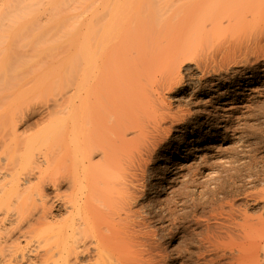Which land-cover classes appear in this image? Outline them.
I'll return each mask as SVG.
<instances>
[{
	"label": "bare ground",
	"instance_id": "bare-ground-1",
	"mask_svg": "<svg viewBox=\"0 0 264 264\" xmlns=\"http://www.w3.org/2000/svg\"><path fill=\"white\" fill-rule=\"evenodd\" d=\"M0 1L5 4L3 6L0 2L6 9L3 7L0 9V56L2 55L0 58V79L2 78L3 80L6 74H10L17 75V77L12 76L17 81L18 75H20L19 82L22 83H18L17 85L16 82L15 86L17 85V87L15 88L19 86V89L13 90V87L11 88L13 90L12 92H10V89L6 94H4L5 92H2L3 94L0 93V97L1 94L8 97L7 100L1 97L5 101L0 100L5 102V104L3 102L2 104L0 103V127H2V131H0V149H10L8 150V155H5L6 152L2 153L0 150L4 154L3 158L7 157L6 163L3 162L4 164H2L3 166L0 162V172L4 175L1 177L5 181L4 177L10 176V179L7 178L6 182L2 183L3 185L0 184V264H83L79 259L80 255L83 257V254H86V256L88 254L94 255L91 258L93 261L90 262L91 264H104L105 262L107 264L108 261V264H124L125 261H128L126 260L127 258L125 259L124 257L125 261L123 262L120 260L115 262L113 260L117 257L114 256V258L109 252L115 249L117 250L119 244H121L120 242H122L120 240L122 234H120V227L130 228L133 223L131 221V216L134 214L132 208L139 203H134L136 186L138 185L136 183L138 180L136 179L138 175L136 171H139L143 164H147L148 158L146 155L148 156L149 154H145V152L151 151V146L148 145L153 142L156 136L153 138L152 134L154 133L151 134L152 136L149 133L154 131L155 134H160L166 130L168 132L171 131L169 126L168 128L166 127L167 125L164 124V126L158 122L162 116L157 121L158 124L154 122L156 121V113L166 115L168 112L170 117L167 114L166 118H164H171L170 125L173 120H177V123L181 122V124L184 122V118H182L184 115L181 116V113L180 117L171 109L169 111L162 109L165 104L161 105L163 103L161 102V98H164V91L171 92L179 84H182L183 75H181V70L184 65L199 60V56H197V59L193 54L195 52L193 51L195 48H192L194 41L189 42L192 41V35L196 37L198 35L197 33H199L202 37L204 35L206 36L208 32L207 38L208 36L214 38L221 32L230 34V40H227V43L223 45L222 49H214L215 52L212 51L205 57L199 54L201 55V64L198 61L195 63V66L197 65L196 67L200 70H207L204 72L208 73L221 70L224 64L227 66L230 63L236 64L239 59L236 60L238 54L244 56L243 58L245 59L246 54H251L250 52L256 54L257 49H259V52H263L260 47L263 48L264 46V44L261 45L264 42L262 40L264 39V29H262L264 28V24L261 25L262 28L258 24L259 30L262 29L259 32L257 28L259 33L254 31L258 27L257 24H254L256 26H254L255 29L252 28L251 24H253L252 22L255 23L258 14L257 20H260L261 24L262 19L260 17L264 16L261 15L264 13V0H197L196 2L199 3L198 8L206 9V7H209L208 9L211 12L208 16L211 17L207 18L205 16L207 20H200L202 22H198L199 25L198 23L197 25L194 23L196 29L193 23H190L191 21H184L186 17L183 14L186 16L187 11L180 14L182 19L184 17L182 21H179L181 18L178 17V19L175 17V21L177 19L178 21L170 23V20L166 19L168 17L165 16L166 13L164 14L166 18L162 16L160 17L163 18L162 21L160 18L158 19L159 23L158 20L154 21L155 13H149L152 10L147 11L149 15L151 14L150 17L146 13V16L149 18H143L141 12L146 9L142 8L141 11L140 7L138 9L134 8V5L129 4L131 0H83L84 2H80L81 0H71L74 5L78 1L82 5L89 1L87 7H85L86 5L84 6L88 10V16L84 17L82 14L85 12L84 14L87 15L86 11L80 8L83 12L80 13L81 11H77L76 15L73 16L74 19L72 22L68 21L71 22V28L67 27V31L71 29L70 36L68 37L62 34L65 32L61 31V35L58 36L63 38L64 36L62 37V35H65L69 39L66 38L64 42L58 38L64 43L65 48L61 46V43L60 46L63 49L57 45L58 48L60 47L59 50L56 46L57 43H53V40L56 42L59 40H55L56 38L49 39L52 36L55 37L54 35H49V38L46 37L47 35H44L46 30H41V32H44H42V35L45 36L43 38L40 34L34 35L37 34L35 33L36 31L38 32L42 28L38 27L36 29L33 27L36 24L42 25L38 19L35 20L39 23L34 25L27 22L29 24L28 27L32 25L31 28L33 27V29L31 30L36 29L33 31L34 34L32 36L31 34L30 36L28 35L29 37L26 35L27 38L32 37V40H26L25 35L20 34V32L24 31L25 23L24 25L22 23L21 27L18 25L20 29L13 28L19 23L18 20H23V17L28 13H25L24 0H17L20 7H22V11L18 6L20 10L17 9L14 4L9 3V8L6 4L7 2H4L5 0ZM11 1L13 3V0ZM52 1L48 4L49 6H51ZM56 1L54 0L55 3ZM60 1L67 3L66 0H59L56 3V5L59 4V8L62 6L60 5ZM71 1L68 0V3ZM191 1H185L187 2V6L195 3L192 2L189 4ZM135 2L143 3L144 5L145 3L148 4L146 0H141L140 2L136 0ZM79 3L77 7L81 5ZM154 3L156 4L155 0ZM241 3L242 5H240ZM71 4L69 5L71 6ZM150 4L152 5L153 3ZM246 4H249L250 8L245 13L244 6ZM15 5H18V3ZM82 5L80 7H83ZM147 6L149 7V5ZM179 6L177 9L183 10L182 4L180 6L181 8ZM54 7L56 8L58 6L54 5ZM64 7L66 9V6ZM132 7L134 12L132 11ZM195 7H197V4ZM27 9L29 10V7ZM12 10L14 11L13 13L11 12ZM138 10H140V14H138L140 19L137 18L138 12L136 11ZM62 12L59 13L61 14ZM131 12L135 13L137 17H134L135 14L133 15ZM198 12L200 13V11ZM247 12L252 16L254 21L251 22L252 19L250 21L247 20L249 16L246 15ZM31 13L30 11L29 14L31 15ZM64 13L62 14L64 15ZM66 13L68 14V12ZM192 13L191 11V16L194 14ZM16 14L17 16H15ZM80 14L84 18H81ZM32 16L35 18L36 15ZM52 16L53 14H51ZM151 16L152 18L154 17L153 20ZM26 18L27 16L23 22L26 21ZM31 18L29 19L31 20ZM38 18L40 17L38 16ZM56 18L55 20L57 22L61 20L59 16ZM201 18L199 15V19ZM174 19L171 21L173 22ZM5 20L8 22L6 23ZM66 20L63 21L65 22ZM63 21H59L61 22V26L58 24L56 27V25H53L54 23H50L47 26L48 28L45 29L54 28L56 30L58 28L56 31H60V29L66 30ZM3 22L5 25L9 24V22H12V24L16 22L17 24L15 23L13 26L9 24L13 28V31H10V27L7 25L9 28L5 29L8 33L2 29L4 26V24L1 26ZM162 22L166 23V26ZM158 23L163 26L158 25ZM45 24L47 25V21ZM207 24L208 28H206ZM19 30L20 32H18ZM55 30L52 33L57 35ZM67 31L66 33L69 32ZM17 33L20 36L24 35L25 38L23 39L25 40L21 39L22 36L17 37L19 36ZM217 33L219 34L216 35ZM237 33L239 35H235ZM227 37L226 39H228ZM197 38L199 39V36ZM20 41V44H16ZM56 48L57 50H55ZM61 50H65L64 55L65 53L67 55L57 60L55 56H57L58 51L62 53L63 51ZM54 51L56 53L53 58L56 61L51 57ZM23 55L33 59V61H30L31 64L27 62V65L25 61L28 57L26 59L24 57L23 59ZM48 56L52 59H49L50 57L48 58ZM45 58L51 61L47 62ZM16 59H18V64L13 63ZM12 60L14 61L11 63ZM44 61L47 64H42L45 63ZM66 61L69 63V68H64L66 65L64 62ZM248 63L250 64V62ZM62 64H65L64 67ZM230 67L232 66L230 65ZM11 69L14 71L13 74H11ZM8 71L11 73H8ZM9 77L12 78L7 75V78ZM33 78H38V82L34 81L33 85H30V81ZM5 80H3L4 83ZM13 83L15 82L13 81ZM13 83L12 85H14ZM226 83L224 85L227 88L230 87ZM209 86L210 88L208 90L214 91L211 89L214 85ZM227 88L225 92L217 95L223 97L228 95L229 91H227ZM32 92H38L45 96L36 104L29 103L33 99L32 96H29L33 95ZM26 94L31 98L30 101ZM24 95L26 98H23L25 97ZM24 99L29 102H26ZM33 100V102H36V99ZM159 104L161 105L160 113L157 112L160 109ZM166 107L168 106L166 105ZM169 107L171 108V106ZM171 111L172 113H170ZM43 114H46L44 116L53 114L52 116L55 118L53 121L50 116V119H47L50 123L48 121V124L46 122L42 124L44 126L43 131L40 129L41 127L38 130H41V135L36 131L33 132V136L23 137L20 132L18 133L19 127L23 128V130H31L33 129L32 127L39 126L43 120L41 119L40 122H37L39 120L37 118ZM165 119L162 120V123L163 121L167 123ZM152 124L154 127H152L153 130L149 128ZM23 130L22 134L24 135L26 131ZM168 132L165 134L167 135ZM28 134L32 133L29 132ZM161 135H157L159 138L156 137L162 139ZM166 135L163 134L164 139L167 137ZM150 136L151 139L153 138L151 143ZM38 143L39 146H43L38 150L40 154L42 152L41 157L44 160V163L43 161L42 163L45 164L43 168L41 167L43 165L40 163L41 159H38L40 155L35 154L37 149L34 146ZM40 143L47 144L44 146ZM151 154L154 153L151 152ZM144 168L143 172H145ZM31 178H35L36 181L31 183L33 181H31ZM139 179H142V177ZM141 182H139V185ZM49 187L54 189L53 196H49L46 192V189ZM137 192L139 191L137 190ZM136 197L138 198L140 196ZM61 209L65 210L68 215L66 218H61V216V221H58L60 219H57L58 217L56 218L57 215L54 214V211H60ZM244 214L246 217L247 214ZM135 215L138 214L135 213ZM245 217L243 222L246 221L247 223V217ZM137 222L135 221L134 223ZM243 222L242 224L244 226ZM7 223L11 224L12 227H7ZM95 227H97V232H95ZM103 227H106L107 232L105 230H103L105 232H101ZM131 236L129 234V237ZM132 240L133 238L131 239L133 243ZM33 245L34 248H32ZM235 246L237 250V245ZM107 254H110L112 258L107 257ZM238 257L242 258L243 255L239 254L237 255ZM124 259L122 256L121 260ZM128 262L130 264L132 263L131 261Z\"/></svg>",
	"mask_w": 264,
	"mask_h": 264
},
{
	"label": "rangeland",
	"instance_id": "rangeland-1",
	"mask_svg": "<svg viewBox=\"0 0 264 264\" xmlns=\"http://www.w3.org/2000/svg\"><path fill=\"white\" fill-rule=\"evenodd\" d=\"M14 1L15 0H13V3L11 0L10 2L9 0H5L4 2H7L6 4L8 5V7H9V3L14 4V6L16 7L17 6L20 7L19 2L16 0L14 3ZM36 1L37 0H24L23 2L25 3L24 4L25 13L28 12L26 14L27 18L28 17L33 18L32 15H36L35 18L33 19L31 18L32 22L29 18L28 19L26 18V21L23 22L26 16L23 17L24 18L23 20L18 18L19 19L18 24L15 22L17 26L19 25L20 27L22 23L23 25L25 23L24 25L25 27L23 26L24 31L22 32H20V30L18 31L20 32V34H24L25 37L26 35L30 36V34L32 36V34H34L33 31L38 29V27L39 28L42 27L38 30V32L39 31L40 32L38 33L36 31L35 33L37 34H34V35H39V34L42 35L44 32L42 31L43 32L42 33L41 30L44 29V31L46 30L44 34L45 36L47 35L46 37H48L49 35L55 36V37L52 36V38L48 37L50 40H52L53 38L54 39L56 38L55 40L61 39L62 41L65 42L66 41L65 39L70 36L69 33L71 30V29L68 30L69 31L68 32L67 29L71 28L70 23L74 19L73 16L76 15L77 11L80 12L81 11L80 8H81L83 11H86V14H87L85 15L84 14L85 12H84L82 15L84 17L88 16V10L84 8L85 5H86L85 7H87V3L89 2V1L86 2L87 0L85 1L86 2L85 4L83 3V5L79 3L80 0L75 5L72 3L74 0L73 1L69 0L71 1L69 3H68V0H66L68 5L72 3L71 6L69 5V7L66 2L63 3V1H60V5H62L60 6V8H59V4L56 5V3L59 2V0H57L56 3L54 2V0L53 1L52 0H38L37 2ZM51 1H52V4L51 6H49L48 4L51 3ZM82 1L83 0H81L80 2ZM122 1H125V0H122ZM135 1L131 0V3L129 2V4L134 5V8H137V9L140 7L141 11H142V8L146 9L145 10L146 12L145 11L141 12V16L143 15L142 16L143 18L144 17L149 18L152 13H155L156 16H154V14L153 16L155 18L157 17L158 18L155 19L153 17L154 21L158 20L160 17L164 16V14L167 13L165 16H168V17L166 18L164 16V18H166L167 20L169 19L170 23L177 22L179 18H181L179 19V21H182L184 17H186L184 21L186 20L188 22L191 21L190 23L191 24L193 23L194 28H195L198 22L200 23L204 20H207L205 16H207V18L211 17V16H208V14L211 12L210 9H208L209 7L208 8L206 7V9L202 8L203 10L198 8L199 3L196 2L197 0H194V1L192 0L191 2H189V4H191L192 2H195L197 4V7H195L196 6L195 3L191 4L193 5L192 9H191V5L187 6V2H185L186 0H176V1L175 0L174 1L155 0L156 4L154 3V0H146L148 4L145 3V5L142 3L143 1L141 2L143 5ZM138 1L140 2L141 0H138ZM1 3L3 4V2ZM1 3H0V9L5 5L3 4L2 6ZM16 3H18V5H15ZM33 3H35V5H33ZM78 3L81 4L83 7H80L81 5L77 7ZM150 3H153L152 4L153 6ZM63 4L64 6H66V9L63 6ZM181 4L183 7V10L177 9V7L179 5L181 6ZM54 5L58 7L55 8ZM73 5L75 9L73 8ZM147 5H149V7ZM240 5H242V3ZM180 6L179 8H181ZM18 7L17 9H19ZM28 7H29V10L32 12L31 15L29 14L30 11L27 9ZM238 7H241V6H238ZM3 8L5 9V7ZM61 8L64 10L65 13L68 12V14L67 13L65 14L64 12H62L63 10ZM83 8L86 10H84ZM195 8H196V11L194 12ZM244 8L243 9L246 13V10H249L250 8L249 4H246ZM12 9L17 10L15 8H12ZM20 9L22 11V7H20ZM56 9L57 10L59 9V10L57 11ZM50 10H51V13H50ZM140 10L136 11L138 12L137 15L140 14L139 13ZM148 10H152V12L149 11V13H151L150 15L147 12ZM189 10H191L195 15L192 13L193 15L191 16V11ZM83 11H81L80 13H82ZM132 11L134 12L133 7H132ZM186 11L188 13H186L187 14L186 16L185 14H183L184 17L182 19V16L180 14H182L183 12L185 13ZM198 11H200V13ZM11 12L13 13L14 11L12 10ZM59 12L64 13V15L61 13L63 15L62 16ZM197 12L198 14L196 15ZM23 13H24V10H23ZM146 13L147 15H149V17L146 16ZM51 14H53L54 17L53 16L51 17ZM134 14L135 13H133V15ZM66 15L69 17H67ZM82 15L80 14L81 18H84ZM135 15L134 17H137V15L136 16ZM199 15H200V18L202 17L201 19H199ZM246 15L248 16L249 13L247 12ZM258 15L256 17V20L258 19ZM261 15H264V13ZM15 16H17V14ZM38 16L40 18H38ZM55 16L56 17L59 16V19L61 18L62 21L67 19L65 22L63 21L64 23L63 25L66 27L65 28L66 30L64 29L61 30L60 29L61 27H60L59 28L60 31H56L58 28H56V30L53 28L55 25L57 27L58 24L61 26V22H59L61 20H58L57 22V20H55L56 18ZM171 16L173 17L172 19H174L175 17L177 18L179 17V18L177 19V21H175L176 19L175 18L174 21L172 22ZM187 16H189V18H187ZM21 18H22V15H21ZM137 18L140 19L139 15ZM153 18L151 16L152 20ZM247 18H248L247 20L250 21V19H252V16L249 15ZM260 18L262 19L261 24H260V20L259 21L257 20L258 23L256 22V20H255V23L252 22L254 21L253 19L251 20V22L253 23L251 24L253 29H255L256 27L254 24H257V26L259 24L260 28H262L261 25L264 24V20H263L264 16ZM35 19L36 20L38 19V21H41L42 25L36 24L39 22H37ZM50 19H52L53 22L50 21ZM160 19L161 21L163 20V18H160ZM21 20L22 22L20 23ZM167 20H166V23H167ZM5 21L6 23L8 22L7 20ZM46 21H47V25L45 24ZM68 21H71V22H68ZM27 22L31 23L32 25L36 24L35 26H33L36 29L31 30L33 29V27L31 28L32 25L28 27L29 24ZM66 22H68L69 24ZM50 23H54L53 24L54 26L52 25L53 27L51 26V28H53L57 32V35L52 33L54 32L53 29H48L51 31H48L47 29H45V28H48L47 26ZM159 23L158 25L160 26L162 24L163 25L166 24L163 22L162 24H159ZM194 23H196V25ZM3 24L4 26H7L9 24L13 26L12 22L11 23L9 22V24L7 25H5V23L3 22L1 26H3ZM10 25L9 27L11 29L8 26L7 27L3 26V28L2 27L1 28L4 29L5 31L7 28H9L10 31H13L12 30L13 28L20 29L19 26L17 27L15 25V27L12 28ZM63 25H62V28H63ZM259 26L256 27L254 31H257V28L259 32H261V30L264 29L262 28L261 30H259L260 29ZM206 28H208V24ZM249 30L251 29L249 28ZM28 31L29 33H27ZM61 31L65 32L62 34H65L68 37L65 35H62V37L64 36L63 38H61V36H58V35H61ZM66 31L68 33H66ZM207 33H206V36L202 34L205 37L204 36L201 37L200 36L201 34L199 35V33H197L198 35L195 34L196 37L192 35V41H189V42L194 41L192 44L193 45L192 48L193 49L195 48L193 50L195 52L193 54L196 57L199 56V60H198L199 62L195 61L191 63H186L183 69L181 70V75H183L182 84H179L176 88L171 90V92L170 91L163 92L164 94L163 96L165 99L161 98L162 101L161 100L160 101L163 102L161 103V105H164V104L165 105H164V108L162 109H165L166 111H169L171 109L173 112H175L179 116L181 113L182 114L181 116L184 115L182 118H184L185 123L183 122L181 124L180 121H178L180 123H177V120H173L174 122L171 121V125H170L171 118H169L170 116L168 112L166 113V115L168 114L169 117L165 119L166 115L163 113L161 114L159 112L161 111V105L159 104L160 109L157 110V112H159L160 114L156 113L157 114L155 115L156 121L154 122H157L158 120H160L159 118L160 116H162L160 120L161 122L160 121L158 122L162 125L164 124L167 125L166 127L169 126L171 131L168 132L166 130L164 133H160V134H155L154 131L149 133L150 135L154 133L152 134L153 138L155 135L157 136V135L162 134L161 135L162 139H158L159 136H157L158 138L155 136V138L157 139L152 138L153 139V142H152V139H151L152 135L149 137L151 140L150 143L152 142L154 144L152 143L149 144L148 146H151V149L150 147L148 148L151 151H149V149L147 148L149 152L147 153L145 152V154H149L148 155L149 157L146 155V157L148 158L147 160L148 165L145 163L139 169V171L138 170L136 171V173L138 174V175L136 174L138 177V178L136 177V179H138L139 181L137 180L136 182L138 185L136 184L137 189L135 192H136V196H140V197H138L139 198L138 199L135 196L134 203H138V202L139 203L136 205L133 204L134 206L132 209L134 211V214H132L131 216V221L133 223L135 221L136 222L139 221V222L134 223L136 225L132 223L134 226L131 224L130 228L120 227V231H121L120 234L122 233L121 238H120L122 242L120 243L122 245L119 244L118 247L120 249L117 248V250L115 249L109 252L113 257L114 256L117 257V258L114 257L115 260L113 261L115 262H117V260L118 261L120 260L123 262L127 258L126 260L131 261L133 264H264V50H263L264 46L263 48L260 47L261 51L263 52H259V49H257L258 50V51L256 50L257 53L254 52L256 54H253V52H250L252 55L246 54L245 59L243 58L244 56H242L241 54H238L236 57V60L238 58L240 60L241 59L243 60H241L240 62V60L238 59L239 61L237 60V63H236L237 65L235 63L233 64L230 63L228 66L224 64L223 66L224 69L222 68L219 71L217 70L216 72L208 73V72H204L207 70H202V69L200 70L199 68H197L196 67L197 65L195 66V63L198 62L201 64L200 62L201 55L202 56L204 55L205 57L206 55H209L208 53H211L212 51H214V49L216 50L218 48L222 49L223 45L227 43V40H230V37H229L230 34L228 35V33L221 32L220 33L221 36H219L220 34L217 33L216 35L218 34L219 35L215 37L216 38L219 37V38L215 40L216 39L215 37L212 38L208 36L207 38ZM20 34H18L19 36L17 37L22 36L21 37L22 40H25V39L32 40V37L25 38L24 35L20 36ZM44 35H42V38L45 37ZM235 35H239V34L237 33ZM197 36H199V39L197 38ZM226 37L228 39H226ZM204 38L206 41L204 40ZM262 40L264 41V39ZM54 42L55 44L57 43L56 46L57 45L60 46V44L62 43L61 46H63L64 48V45H63L64 43L61 42L60 40L57 42L53 40V43ZM20 43L21 41L16 44H20ZM263 44L264 42L261 43V45ZM60 47L58 48V50L60 49ZM57 48L55 50H57ZM64 51L62 53H59L58 51L57 52L58 57L55 56L56 52L54 51V54L51 57L53 58V56H55V58L58 60L60 59V57H64L65 55H67L66 53L64 55ZM1 57L2 55L0 56V58ZM24 57L25 59L26 57H28L25 61L26 63L27 62L30 63L31 60L33 61V59H31L29 56L23 55V59ZM49 57L50 56H48V58ZM51 57L49 59H52ZM45 59L47 62L51 61V60H47V58ZM56 59H54V61H56ZM202 59L204 58L202 57ZM247 60L248 62H250V64L247 62ZM13 61L14 60H12L11 63ZM17 61L18 59H16L15 62L13 63L18 64L19 62ZM46 61H44L45 63H42V64H47ZM246 62L248 65L246 64ZM64 63L66 65L62 64V66L64 67L65 65L64 68H69L68 66L69 63H67V61ZM230 65L232 67H230ZM225 67H228V68H225ZM11 70H12L11 71L12 73L10 71H8V73L10 72L11 74H13L14 71L13 69ZM205 73H208V74H205ZM243 73H245V75H243ZM7 75L11 77L14 76V75L6 74V77H4L6 80L3 78V80H5V83L3 82L2 78L0 79V84H1L0 88L2 87L0 89V93L5 92L4 94H6L7 92H9L8 90H10L13 87H14L13 90L19 89V86L18 88H15V87H17L18 83H21L19 82L20 75H18L17 81L14 80L15 79L14 77H17V75L12 78L10 77L7 78ZM13 81L15 83H13ZM34 81L38 82V78H33L30 81V85L31 84L33 85ZM16 82H17V85L15 86ZM225 82H227L226 83L227 86H230V87L227 88L224 85ZM12 83L14 85H12ZM209 85H214L211 87V89L214 91L208 90L210 88ZM226 88L228 89L227 91H229L228 95H226L225 97L217 95V94H222L223 92H225ZM13 90L11 89L10 92H12ZM32 93L34 96L33 95H29V96L30 97L32 96L33 99H36V102H33L34 100L32 99L33 100L32 101L31 98L27 94L26 95L28 97V100L29 101L31 100V101L29 102L28 100L24 99L26 102L28 101L29 103L32 102L33 104H36L39 102L41 98L45 96L44 94H40L38 92H32ZM2 94H1V97L7 100L8 97H5V95L3 96ZM35 96H37L38 100L37 98H35ZM1 97H0V100L2 99ZM23 98H26V96ZM163 100H165L166 102ZM3 101H0V103L2 104ZM18 101L20 102V100ZM3 103L5 104V102ZM29 103L28 105L30 106ZM168 103H170V105H168ZM166 105L168 107H166ZM169 106H171V108ZM182 110L184 113L182 112ZM172 111L170 113H172ZM162 112H164V110H162ZM44 115L46 114L42 115L43 118L42 116L37 118V120L39 119L37 122H40L41 119L44 121V122L43 121L40 122L41 124L39 126L36 125V127H32L33 129L31 130L27 129L28 131L24 129L27 132V134L26 132H24L25 133L24 135L22 134L23 128L19 127L18 133L20 132L21 136L23 137L29 136V135L33 136L34 134L33 132L35 131L38 132V134L40 133L41 135V130L43 131L44 129V126H42V124H45V122L46 124H48L49 120L47 119H50L49 118L50 116L52 117L53 121L55 118L52 116L53 114L47 115V116H44ZM164 119L165 121L167 120V123L164 121L162 123V120ZM158 122L156 124H158ZM152 127H153V124L149 128L151 129ZM0 128H1L0 131H2V127ZM39 128L41 129L40 131H38ZM29 132L32 134H28ZM166 132H168L167 135L165 134ZM35 134L38 135L37 133ZM163 134L167 136V137L165 136L166 137L165 139L163 137ZM156 140L157 142H155ZM47 143H45V145ZM40 144H43V143H40ZM38 146H39V143L34 146V148L37 149V151L35 150L34 151L36 152L35 153L36 155L37 154L40 155L38 159H41L40 163L41 165H43L41 166L43 168L45 164H43L44 160H43V157H41L42 152L40 154V152L38 151L40 147H43V146H39V147ZM152 147L153 148L157 147V148H155L156 149L155 150ZM2 149L3 148L0 149L2 153L6 152L5 155H8L7 153H9L8 150L10 149L8 150H4V149L2 150ZM21 149H23V147H21ZM1 151H0V154H1L0 162L2 165L6 163L5 161L7 157L3 158L4 154H2ZM41 151L43 150L41 149ZM44 152H45V149H44ZM151 152L154 154H151ZM145 165H147L148 167ZM143 168L145 172H143ZM2 174L3 173L0 174V184L6 182L7 178L10 179V176H7V177H4L5 181H3L4 179L1 176H4V175ZM139 176L142 177V179H139L140 178ZM31 181H32L31 183H34L36 179L31 178ZM140 181L142 182L139 185ZM138 186L139 187L141 186L140 187L141 190ZM137 190L139 192H137ZM46 192L47 194H49V196H53L54 189L52 187H49L46 189ZM135 209L137 210V212ZM56 212L54 211V214L57 215L56 216V218L58 217L57 219H60L61 216H62L61 218H66L68 215L67 212H65V210L63 209H61L60 211H56ZM135 213H137L138 215H135ZM244 213L247 214L246 215L247 223L246 221L243 222V219L245 217ZM58 221H61V219ZM140 221L144 223H141ZM242 222L244 223V226ZM245 223L247 224V226ZM6 225L7 227L11 226V224L9 223H7ZM95 229H94L95 232H97V227H95ZM103 230L107 232L106 227H103L101 232ZM129 234L130 236L132 235L131 237L133 238L132 240L133 243L131 242L132 238L129 237ZM235 245H237V250H236ZM32 248H34V245L32 246ZM238 249L240 250L239 252H238ZM110 254H107L106 256L109 258H112ZM239 254H242L243 257L237 258V255ZM92 256L94 257V255L92 254L90 255L88 254L87 256L86 254H83V257L82 255H80V258H79L80 262L83 264L84 263L86 264V262L87 264H91L90 262H93L91 259L93 258ZM122 256H123V259L125 257L124 260H121ZM109 258L107 259L111 260ZM129 258L131 259L129 260ZM86 260H88L89 262ZM105 261L107 260L105 259ZM128 261H125L124 264H130Z\"/></svg>",
	"mask_w": 264,
	"mask_h": 264
}]
</instances>
